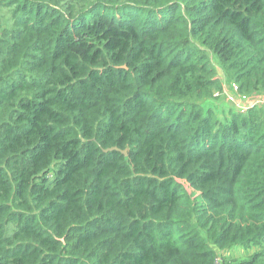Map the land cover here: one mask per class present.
<instances>
[{"label":"trees","instance_id":"16d2710c","mask_svg":"<svg viewBox=\"0 0 264 264\" xmlns=\"http://www.w3.org/2000/svg\"><path fill=\"white\" fill-rule=\"evenodd\" d=\"M228 84L264 96V0H0V264H264Z\"/></svg>","mask_w":264,"mask_h":264},{"label":"built area","instance_id":"2783aa9c","mask_svg":"<svg viewBox=\"0 0 264 264\" xmlns=\"http://www.w3.org/2000/svg\"><path fill=\"white\" fill-rule=\"evenodd\" d=\"M230 88H232V90H230ZM224 95L228 96L231 102L238 105V108L235 109L241 112H244L247 108L254 106L264 107V96L258 98H247L245 96H241L239 95L238 88L235 84H229L227 86V90L224 89ZM243 103H246V106H243Z\"/></svg>","mask_w":264,"mask_h":264},{"label":"rangeland","instance_id":"374dc122","mask_svg":"<svg viewBox=\"0 0 264 264\" xmlns=\"http://www.w3.org/2000/svg\"><path fill=\"white\" fill-rule=\"evenodd\" d=\"M228 85H226L224 87V89L227 90V86ZM230 90H232V88H230ZM222 101H223L222 102L223 103V106L225 105V106L230 107V108H233V109L238 108V105H236L233 102H231L230 99H229V97L226 96V95L223 96ZM260 251H261V248H256V249H252L251 248L249 250H245V249H242V248H233V249H230L229 251H227L225 253V255L228 256V257H236L237 258V257H243V256H245L247 254H251V253H255V252H260ZM220 264H222V263L220 262Z\"/></svg>","mask_w":264,"mask_h":264},{"label":"crops","instance_id":"0c3cea01","mask_svg":"<svg viewBox=\"0 0 264 264\" xmlns=\"http://www.w3.org/2000/svg\"><path fill=\"white\" fill-rule=\"evenodd\" d=\"M242 105H243V106H246V103H243Z\"/></svg>","mask_w":264,"mask_h":264},{"label":"water","instance_id":"95a60500","mask_svg":"<svg viewBox=\"0 0 264 264\" xmlns=\"http://www.w3.org/2000/svg\"><path fill=\"white\" fill-rule=\"evenodd\" d=\"M124 155H126V152H122Z\"/></svg>","mask_w":264,"mask_h":264}]
</instances>
